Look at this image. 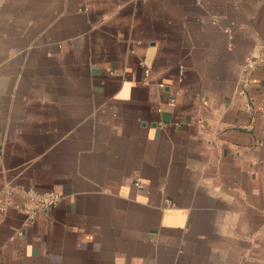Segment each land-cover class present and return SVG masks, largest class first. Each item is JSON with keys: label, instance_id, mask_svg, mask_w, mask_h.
Returning <instances> with one entry per match:
<instances>
[{"label": "crops", "instance_id": "crops-1", "mask_svg": "<svg viewBox=\"0 0 264 264\" xmlns=\"http://www.w3.org/2000/svg\"><path fill=\"white\" fill-rule=\"evenodd\" d=\"M0 264H264V0H0Z\"/></svg>", "mask_w": 264, "mask_h": 264}, {"label": "built area", "instance_id": "built-area-1", "mask_svg": "<svg viewBox=\"0 0 264 264\" xmlns=\"http://www.w3.org/2000/svg\"><path fill=\"white\" fill-rule=\"evenodd\" d=\"M170 106L174 105V101L171 100ZM27 213L28 217H32L35 210H48L54 207L59 202V197L52 193H39L31 191L27 194ZM19 234V233H18Z\"/></svg>", "mask_w": 264, "mask_h": 264}]
</instances>
